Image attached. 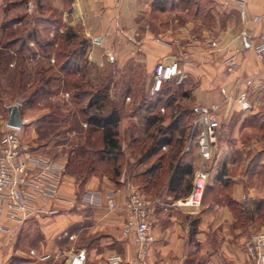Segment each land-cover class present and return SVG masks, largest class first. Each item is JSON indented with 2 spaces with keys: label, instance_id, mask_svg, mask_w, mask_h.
Listing matches in <instances>:
<instances>
[{
  "label": "crops",
  "instance_id": "0c3cea01",
  "mask_svg": "<svg viewBox=\"0 0 264 264\" xmlns=\"http://www.w3.org/2000/svg\"><path fill=\"white\" fill-rule=\"evenodd\" d=\"M135 1L138 0H74L69 19L73 25L85 28L92 40L93 54L96 50L114 54L121 68L133 70L143 64L153 78L158 63L178 61L184 77L182 84L193 109L220 105L223 133H232L231 139L220 138L219 158L210 169L209 189L220 184L221 177L222 191H212L216 193L212 202L200 209L177 205L190 196L202 164L197 148L190 147L187 152L190 133L185 131L184 138L178 133L182 140L178 141L180 151L176 150L171 163H166L164 157L156 161L154 189L133 181L120 186L121 181L117 184L105 179L106 184H102L93 177L88 188L100 194L102 203L88 210L77 204L61 205L58 215L31 217L21 224L0 214V264H72L79 254L84 256L83 264H111L115 257L121 259L119 264H143L137 258L135 246L122 237L126 213L122 209L110 211L106 203V197L113 195L119 207H123L129 194L141 188L146 198H153L150 202L155 207L156 241L146 264H253L246 242L264 229V58L257 52L258 47L264 46V20L244 22L240 10L245 8L250 18L264 14V0H243V5L222 0V5L230 4V8L237 10L241 24L236 32L225 30L215 48L200 41L180 47L168 41H151L148 36L137 39L133 28L126 31L120 26L121 21L134 17L129 7ZM230 59L232 72L228 71ZM242 92L247 93L251 103L247 112L236 101ZM228 96L232 99L227 100ZM0 119L1 139L8 121L1 116ZM182 130L179 126L178 132ZM233 148L254 153L242 164L245 169L237 166L236 159H220L226 149ZM177 166L179 170L192 171L180 188H175L177 179L171 186ZM148 176L151 178L140 173L141 183L149 181ZM62 192L69 198L77 196L67 184ZM88 221L92 222L90 231L100 235L84 242Z\"/></svg>",
  "mask_w": 264,
  "mask_h": 264
},
{
  "label": "rangeland",
  "instance_id": "374dc122",
  "mask_svg": "<svg viewBox=\"0 0 264 264\" xmlns=\"http://www.w3.org/2000/svg\"><path fill=\"white\" fill-rule=\"evenodd\" d=\"M221 1L138 0L129 7L134 17L121 21L120 26L126 31L133 28L139 40L148 36L151 41H168L180 47L200 41L215 48L225 30L236 32L241 24L237 10L230 8V4L222 5ZM73 2L0 0V116L7 122V109L21 105L25 122L19 132L22 141L30 146L33 156L59 164L63 187L67 184L75 189L76 204L88 210L91 206L80 201L86 192L92 191L88 186L93 177L102 184H106L105 179L117 184L121 181L120 186L133 181L154 189L155 173L142 183L140 173H146L159 158L145 159L140 151L144 149V153L156 140L166 137L165 131L178 124L180 130L187 128L186 133H190L189 124L179 122V118L182 111L188 113L193 106L187 97H180L186 86L181 89L177 84L180 87L183 80L176 85L170 83V89L177 94L164 108L154 109L151 117L156 119L150 125L147 107L153 99L154 78L143 64L131 70L118 66L114 54L97 50L93 54L92 40L85 34V28L73 25L69 19ZM93 93L106 97L102 116L114 108L120 112L117 130L122 151L118 158L102 153L101 131H93L88 121L96 113L90 105ZM230 133L224 132L221 138L231 139ZM175 141L182 140L176 135ZM177 149L178 145L174 144L163 150L166 163H171ZM253 155L252 151L233 148L226 149L220 159H236L241 167ZM219 185L216 193L222 191ZM208 189L209 184L201 208L216 195ZM141 190L137 189L140 193ZM85 226L88 229L83 232L84 242L99 237L100 234L89 229L92 222H85Z\"/></svg>",
  "mask_w": 264,
  "mask_h": 264
},
{
  "label": "built area",
  "instance_id": "2783aa9c",
  "mask_svg": "<svg viewBox=\"0 0 264 264\" xmlns=\"http://www.w3.org/2000/svg\"><path fill=\"white\" fill-rule=\"evenodd\" d=\"M233 4L243 5V0H230ZM240 16L244 22H262L264 14L249 17L248 11L241 8ZM258 55L264 58V46L257 49ZM233 60H229L228 71H233ZM184 80L178 61L160 62L154 69L152 96L158 95L165 84L176 80ZM223 94H227L226 89ZM232 99L231 96L227 100ZM236 101L242 111L251 110V103L246 92L237 96ZM220 105L203 109L191 132L189 147L197 148L202 164L194 179L190 196L177 202L179 207L201 208L209 184L210 169L215 164L219 149V140L223 135V127L219 118ZM22 129V128H21ZM21 129L9 128L0 139V214L8 221L21 224L25 219L40 215H58L61 205L76 206L75 198L66 197L63 192V173L59 164L32 155L31 148L19 135ZM82 205L98 206L102 203L97 191L86 192ZM110 211L122 209L126 219L122 228V237L131 242L136 249L137 258L146 264L151 247L156 241L154 234V204L148 201L139 191H132L123 207H119L113 195L106 197ZM246 249L253 264H264V229L252 234L246 242ZM121 259L115 257L111 264H119ZM84 256L79 254L72 264H83Z\"/></svg>",
  "mask_w": 264,
  "mask_h": 264
},
{
  "label": "trees",
  "instance_id": "16d2710c",
  "mask_svg": "<svg viewBox=\"0 0 264 264\" xmlns=\"http://www.w3.org/2000/svg\"><path fill=\"white\" fill-rule=\"evenodd\" d=\"M66 71V68L63 66V72ZM171 83H178L177 79L173 80ZM170 84V83H169ZM178 88L182 89V86L184 87V85L181 83L180 87L179 84H177ZM179 90V89H178ZM184 91V90H183ZM181 91L182 95H180V97H188L189 93L187 91ZM174 94H177V92H174L172 89H170L168 84H165L162 87V90L160 93H158V95H156L155 97H153V99H150L149 101L151 102L150 105H148L147 107V115H148V122L150 125H152V123H154V120L156 119V117H151L154 109L156 108H164L165 107V103L170 104L172 102V100L174 99ZM79 96H83L79 95ZM177 96V95H176ZM106 97H103L100 93H93L91 94V102L90 105L92 108H95L96 113H94L92 115V117H90V119L88 120L92 125H93V131H101V135H102V141H103V147H102V153H104L105 155H109L112 159L113 158H118V155L121 153L122 151V146L120 144V141L118 139V124L120 123V112L118 111L117 108H114L111 113H109L108 115H101V111L103 109V105H104V101H105ZM32 102V101H30ZM99 113H98V112ZM201 111V110H200ZM200 111H195L194 109H192L191 111H187L188 113H186V111H182L180 113V118H179V122H184V123H188L189 124V128H190V133L192 132V129L194 127V122L196 121V119L198 118ZM191 114V116H189ZM189 119V120H187ZM187 120V121H186ZM178 122V123H179ZM177 123V124H178ZM178 127L179 124L176 125L175 127H172L169 132V130L165 131L164 134H166L165 138L163 139H159L156 140L153 145H151L148 149L145 150L144 153L141 152V155L143 154V157L145 159L147 158H153V157H157L159 158L158 160L162 159V155H160V153L163 151V148L170 146L173 147V145H178V149L180 151L179 148V143L175 140L176 135H179L178 133H180V135L184 136L185 131L187 130V128H184L181 132H178ZM178 144H177V143ZM156 170V165H152L150 167V169L146 172V174L148 175H152ZM114 172L116 173L117 171L114 170ZM192 171L191 170H187L186 168H183V170H179V166L176 167L175 172L171 178V186L173 185V182L175 181V179H177V184L175 186V188H180L183 185L184 182V178L185 176H187L188 174H191ZM218 181L222 183L221 177H218ZM220 183V185H221ZM187 187V185H186ZM172 189V188H171ZM216 190V186L211 189H209V192H212ZM207 194L205 193V196ZM205 198V197H204ZM194 233V231H193Z\"/></svg>",
  "mask_w": 264,
  "mask_h": 264
},
{
  "label": "water",
  "instance_id": "95a60500",
  "mask_svg": "<svg viewBox=\"0 0 264 264\" xmlns=\"http://www.w3.org/2000/svg\"><path fill=\"white\" fill-rule=\"evenodd\" d=\"M7 110L9 114L7 126L9 128L21 129L25 125V122L23 121L21 116V105L15 104L13 106H10Z\"/></svg>",
  "mask_w": 264,
  "mask_h": 264
}]
</instances>
